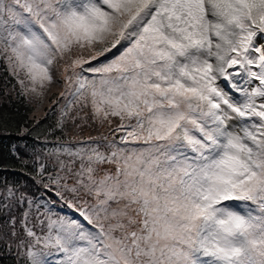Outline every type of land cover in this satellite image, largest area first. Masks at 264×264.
<instances>
[{"label":"snow or ice","instance_id":"6c2138e0","mask_svg":"<svg viewBox=\"0 0 264 264\" xmlns=\"http://www.w3.org/2000/svg\"><path fill=\"white\" fill-rule=\"evenodd\" d=\"M0 67L16 264H264V0H0Z\"/></svg>","mask_w":264,"mask_h":264},{"label":"trees","instance_id":"16d2710c","mask_svg":"<svg viewBox=\"0 0 264 264\" xmlns=\"http://www.w3.org/2000/svg\"><path fill=\"white\" fill-rule=\"evenodd\" d=\"M2 73L3 67H0V74ZM3 96V79L2 76H0V112H7L10 116H12L15 123L10 126V130L13 133L19 131L21 124H25L26 122L31 123L33 117L42 122V129L47 128L48 125L53 123L55 119V117L51 113H49L47 116L45 115L47 106L41 114H36V110L32 106L26 105L22 101H18L17 99H15L14 94L9 95L7 97V100H3ZM44 121L47 122L44 123ZM14 142H16L14 136L11 138L0 137V163L8 165L16 163L10 154V147ZM18 171L19 170L17 168V172ZM5 175H7L9 179L23 178L14 174L12 171H9L7 173L0 172V179H2ZM0 264H16V258L12 254L5 251L2 246H0Z\"/></svg>","mask_w":264,"mask_h":264},{"label":"rangeland","instance_id":"374dc122","mask_svg":"<svg viewBox=\"0 0 264 264\" xmlns=\"http://www.w3.org/2000/svg\"><path fill=\"white\" fill-rule=\"evenodd\" d=\"M46 106L48 107V105L46 104V105L44 106V108H41V109H38V110L35 109V110H36V114H37V113L41 114V113L43 112V110L45 109ZM95 134H96V133H93V135H95Z\"/></svg>","mask_w":264,"mask_h":264}]
</instances>
